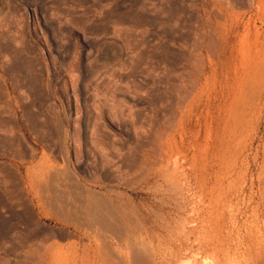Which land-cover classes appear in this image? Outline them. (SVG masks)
Returning a JSON list of instances; mask_svg holds the SVG:
<instances>
[{
  "label": "rangeland",
  "instance_id": "obj_1",
  "mask_svg": "<svg viewBox=\"0 0 264 264\" xmlns=\"http://www.w3.org/2000/svg\"><path fill=\"white\" fill-rule=\"evenodd\" d=\"M46 251L264 264V0H0V264Z\"/></svg>",
  "mask_w": 264,
  "mask_h": 264
},
{
  "label": "bare ground",
  "instance_id": "obj_2",
  "mask_svg": "<svg viewBox=\"0 0 264 264\" xmlns=\"http://www.w3.org/2000/svg\"><path fill=\"white\" fill-rule=\"evenodd\" d=\"M168 151V150H167ZM169 151H170V149H169ZM177 151V150H176ZM175 153V152H174ZM179 154V153H178ZM181 154V153H180ZM171 155V154H170ZM174 156V155H173ZM166 157V156H165ZM167 157H169V156H167ZM173 158V157H172ZM165 159V158H164ZM169 159V158H168ZM32 184V183H31ZM33 185V184H32ZM33 186H35V185H33ZM112 227V226H111ZM36 254V253H35ZM39 254V253H38ZM42 254V253H41ZM55 254V253H54ZM56 255V254H55ZM31 256V255H30ZM39 256V255H38ZM33 257V256H32ZM42 257V256H41ZM36 259V258H35ZM32 261H35L36 262V260H34V259H31ZM39 260V259H38ZM65 260V259H64ZM40 261V260H39ZM38 261V262H39ZM63 262H65V261H63ZM62 262V263H63ZM35 264H59V262L57 261V259L56 258H54L53 256H52V253H50L49 251H46L44 254H43V258L41 259V261L39 262V263H35ZM65 264H66V262H65ZM67 264H69V262L67 263Z\"/></svg>",
  "mask_w": 264,
  "mask_h": 264
}]
</instances>
